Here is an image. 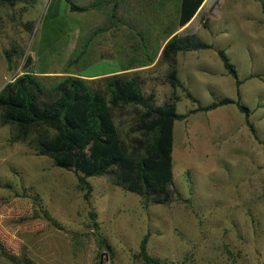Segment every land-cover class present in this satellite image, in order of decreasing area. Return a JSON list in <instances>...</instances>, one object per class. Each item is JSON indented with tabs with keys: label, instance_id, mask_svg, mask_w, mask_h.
I'll return each instance as SVG.
<instances>
[{
	"label": "rangeland",
	"instance_id": "1",
	"mask_svg": "<svg viewBox=\"0 0 264 264\" xmlns=\"http://www.w3.org/2000/svg\"><path fill=\"white\" fill-rule=\"evenodd\" d=\"M262 1L234 9L226 0H211L182 31L181 0H134L140 62L157 61L128 78H136L146 96L154 94L155 105L178 96V113L189 114L224 97L237 99L236 80L218 54L223 50L243 81L241 102L251 110L258 137L235 105L177 121L169 205L144 206L138 195L116 186L111 175L88 178L92 192L86 199L74 171L37 153L36 139L50 132L37 128L17 138L14 126L0 123V264H155L142 254L147 234V254L159 264H264ZM66 6L65 0H0V91L25 71L77 69L98 75L111 70L107 62L85 59L72 67L64 65L63 56L44 53L60 36L48 13H63ZM119 7L120 22H126V0H119ZM176 31L196 34L213 46L190 55L200 75L183 77L197 103L167 81L171 70L162 47ZM90 85L106 92L104 79ZM145 113L142 107L113 109L127 144L143 138L138 121Z\"/></svg>",
	"mask_w": 264,
	"mask_h": 264
},
{
	"label": "trees",
	"instance_id": "2",
	"mask_svg": "<svg viewBox=\"0 0 264 264\" xmlns=\"http://www.w3.org/2000/svg\"><path fill=\"white\" fill-rule=\"evenodd\" d=\"M72 11L85 12L96 7L79 6L66 0ZM206 0H181L179 26L189 24ZM264 14V1L262 2ZM199 15V14H198ZM208 25L205 24V27ZM174 34L172 32L170 36ZM169 36V37H170ZM213 46L196 34L174 35L163 49L169 62L167 81L173 89L181 88L187 97L197 103L192 93L178 77L176 55L181 52L209 50ZM218 54L225 69L236 80L238 99L222 98L208 106H198L189 114L209 112L219 107L236 105L245 116L246 125L258 140L251 121V110L241 102V86L236 67L223 50ZM11 64L10 56H7ZM44 80H52L47 85ZM105 91L95 89L90 81L75 77H45L25 71L0 91V123L18 130L17 138H25L33 129H46L52 136L42 135L35 141L40 156L53 160L56 167L74 171L79 186L88 199L92 187L88 178L112 176L113 183L138 195L144 206L169 205L174 195L173 150L175 122L184 121L189 114H179V97L174 95L163 105H155L154 94L146 96L136 78L127 74L104 79ZM129 106L142 107L146 113L138 121L143 138L127 144L117 126L113 109ZM49 216L48 213H46ZM149 234L141 244L142 254L152 263L159 264L147 254Z\"/></svg>",
	"mask_w": 264,
	"mask_h": 264
},
{
	"label": "crops",
	"instance_id": "3",
	"mask_svg": "<svg viewBox=\"0 0 264 264\" xmlns=\"http://www.w3.org/2000/svg\"><path fill=\"white\" fill-rule=\"evenodd\" d=\"M72 1L79 6H89L92 3H96L97 6L90 8L85 12H75L71 10L70 5L65 0L67 6L63 13L57 9H54L52 12L50 11L48 14L51 16V20L54 25H56L58 32H60V36H58L59 38L56 41L49 45L47 50L45 49L44 53L50 56H63L61 61H63L64 65L71 63L72 67L85 59L107 62L109 63L111 70L98 75H84L77 69L71 72H65L63 70H46L34 71L33 73L35 75L41 77L75 76L94 81L117 75L140 72L153 67L157 59L151 61L150 64H141L140 55L136 50V11L134 0H126V22H120L119 19V0ZM210 1L211 0H206L198 14L203 8H205V6H208ZM250 1L226 0V2H228L231 7L233 6L234 9L236 7L239 9H248L251 6ZM198 14L189 24L182 27L181 30H188L195 22ZM177 31L174 32L168 40L176 35L175 33H178ZM168 40L164 43L162 50ZM145 49L146 47L144 50ZM193 52L196 51L181 52L176 55L178 77L182 83H184V76H187L190 79H196L200 75L198 71L199 66L197 63H194L192 56H190ZM41 53L42 51L39 55ZM76 55L79 57L74 60L73 57ZM51 60L55 61V58H52L49 61ZM242 87L243 86H241V98L243 97ZM238 141L243 144L241 138H239Z\"/></svg>",
	"mask_w": 264,
	"mask_h": 264
}]
</instances>
